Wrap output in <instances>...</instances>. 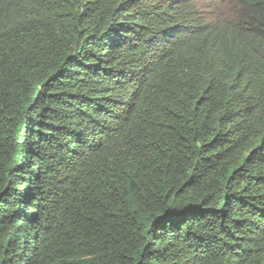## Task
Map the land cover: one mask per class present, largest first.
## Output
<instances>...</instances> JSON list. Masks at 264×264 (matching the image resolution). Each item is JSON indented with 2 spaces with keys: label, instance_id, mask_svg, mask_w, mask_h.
<instances>
[{
  "label": "trees",
  "instance_id": "16d2710c",
  "mask_svg": "<svg viewBox=\"0 0 264 264\" xmlns=\"http://www.w3.org/2000/svg\"><path fill=\"white\" fill-rule=\"evenodd\" d=\"M230 8L0 0V264H264V0Z\"/></svg>",
  "mask_w": 264,
  "mask_h": 264
},
{
  "label": "rangeland",
  "instance_id": "374dc122",
  "mask_svg": "<svg viewBox=\"0 0 264 264\" xmlns=\"http://www.w3.org/2000/svg\"><path fill=\"white\" fill-rule=\"evenodd\" d=\"M200 6H206L212 10L216 9L214 15H218L221 12L223 13V17H229L231 12L230 8V0H198ZM208 12V11H207ZM32 89H30L31 91Z\"/></svg>",
  "mask_w": 264,
  "mask_h": 264
}]
</instances>
